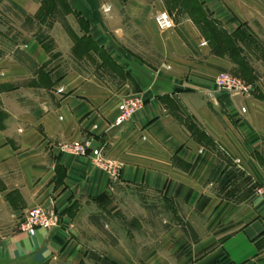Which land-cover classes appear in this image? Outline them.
<instances>
[{"label":"crops","instance_id":"0c3cea01","mask_svg":"<svg viewBox=\"0 0 264 264\" xmlns=\"http://www.w3.org/2000/svg\"><path fill=\"white\" fill-rule=\"evenodd\" d=\"M160 1L0 0V264H264L262 23L172 0L161 37ZM210 25L239 55L214 47ZM219 71L253 91L216 90ZM129 95L142 107L106 129ZM86 134L118 180L58 151ZM34 206L58 226L19 230Z\"/></svg>","mask_w":264,"mask_h":264},{"label":"built area","instance_id":"2783aa9c","mask_svg":"<svg viewBox=\"0 0 264 264\" xmlns=\"http://www.w3.org/2000/svg\"><path fill=\"white\" fill-rule=\"evenodd\" d=\"M156 24L161 29L171 27V18L166 12H160L155 17ZM230 74V75H229ZM226 79H230L237 86L235 94H250L253 91V84L240 79L237 75L229 72ZM60 90V88H57ZM143 100L138 95H129L120 100L118 103L119 115L115 119L117 125H121L125 117L142 103ZM95 143V145H94ZM58 151H69L81 156L88 155L96 164H101L107 173L110 172L111 163L104 157V141H97V138L92 134H86L81 139L72 140L58 145ZM109 180L116 181L119 178L118 169L115 172L108 173ZM254 194H264V173L260 183L253 187ZM58 219L57 215L52 211H46L41 207H32L27 209L22 216L18 225V229L24 230L27 233H32L36 227H49L54 225Z\"/></svg>","mask_w":264,"mask_h":264},{"label":"rangeland","instance_id":"374dc122","mask_svg":"<svg viewBox=\"0 0 264 264\" xmlns=\"http://www.w3.org/2000/svg\"><path fill=\"white\" fill-rule=\"evenodd\" d=\"M171 1L172 0H161L159 2L158 7L152 13V20L154 22V25H155L156 29L160 32L159 34H160L161 37H162V35L164 33V30L174 29V25H173L174 21H172V18L166 12V11L169 10V7H170L169 3ZM174 1H178V0H174ZM209 2H210V0H209ZM213 2H214V5H217V7L220 8V10L218 9V12L220 13V12L223 11L224 15H226L231 20L230 22L239 21L238 18H240V20H244V21L245 20L248 21L249 19H252V18H256L257 20H259V22L262 23V26H259V29H258L259 30L258 31V34H259L258 40L260 41V43L264 44V0H213ZM172 4H173V2H172ZM175 7H178V9H179L180 7H182V5L180 4V6H175ZM193 7H195V6H193ZM163 11L166 12L169 15V17L171 18V22H172L171 27L166 28V29L159 28L157 26V24H156V21H155L156 15L158 13H160V12H163ZM225 24H227V23L225 22ZM200 42H203V41L200 40ZM160 67L161 68H166L167 66H166V64H161ZM229 72L230 71H219V72H217L213 76V80H212L213 86H214V88L216 90L224 91V92H227L229 94H235L234 90L237 89V86L233 83V81H231L228 78L226 79L224 77V76H228ZM259 72H261V74H263L264 71H263V69H259ZM232 73L237 75L243 81L248 82L245 79H243V77L239 76L238 74H236L234 72H232ZM248 83H251V82H248ZM235 95H237V94H235ZM241 95H245V94H241ZM142 105H143V102L140 103V105L138 107H136L133 111L128 113V115L125 117V120L123 121V123L127 122L132 117V115L138 109H140L142 107ZM116 109H117L116 114L113 117V119L110 122H108L106 129H109L111 127L119 126V125H117L115 123V119L119 115L118 105H117ZM67 142H70V141H67ZM60 144H63V143H60ZM60 144H57L56 147H58V145H60ZM94 145H95V143H94ZM62 152L70 154L72 156H78V157L87 158L93 166H95L96 168H98L101 171H103L108 179H109L108 173L115 172V168H116V170L118 169V173L120 174L121 163L116 161V160H113L111 158H108L107 156H105V153H104L105 159L108 160L111 163L110 172H108V173H107L108 169L104 170L101 164H96L93 160H91L89 158L88 155L81 156V155H78V154L71 153L69 151H62ZM258 183H260V181ZM257 195H263V194H257ZM145 202H149V201H145ZM148 204H152V203L149 202ZM34 207H40V206H34ZM41 208L46 210V211H52L53 213H55L57 215L58 219L56 220V223L54 225H52V226L51 225L49 227L40 226V227H36V228L51 229V228L57 227L58 224H59V215L57 214V212H55L52 208H44V207H41ZM36 228H34V230ZM34 230H33V232H34ZM21 231H24V230H21ZM24 232H26V231H24ZM32 233H28V234H32Z\"/></svg>","mask_w":264,"mask_h":264},{"label":"trees","instance_id":"16d2710c","mask_svg":"<svg viewBox=\"0 0 264 264\" xmlns=\"http://www.w3.org/2000/svg\"><path fill=\"white\" fill-rule=\"evenodd\" d=\"M50 7L51 6H49V7L45 6V8H48V9ZM206 29L209 31V34L211 35V38H210L211 43H213L215 45L214 46L215 48H217V49L226 48L228 50L233 51V53L236 52L235 53L236 55H239L240 49H239V47H237L235 45L236 42H235V39H233V37L231 39L229 35H227L224 32L222 33L221 30H219L218 28H216L213 25L208 26V28H206ZM236 33H237V35H239V39H241V40H245V38L247 37L243 30H239ZM237 58H238L239 72L241 75H244L245 68L243 65H245V64L242 62L241 57L238 56Z\"/></svg>","mask_w":264,"mask_h":264}]
</instances>
